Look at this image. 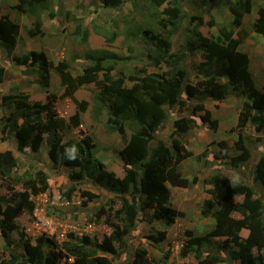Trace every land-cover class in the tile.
Returning a JSON list of instances; mask_svg holds the SVG:
<instances>
[{
  "label": "trees",
  "instance_id": "1",
  "mask_svg": "<svg viewBox=\"0 0 264 264\" xmlns=\"http://www.w3.org/2000/svg\"><path fill=\"white\" fill-rule=\"evenodd\" d=\"M56 1L58 3L53 7V0H12L9 10L29 19L31 26L27 35L30 38L41 37L42 17L61 16V0ZM98 1L103 10L119 11L124 5L139 1L148 2L155 9L162 8L159 13L162 17L157 20L161 26L158 31H127L132 38L141 34L149 41L146 43L147 58L149 66L156 72L145 74L142 69L144 75L139 77H125L120 72L112 76L115 66L126 57L107 49H88L81 60L89 65L76 76H72L69 63L61 60L53 65L43 51H27L23 56H16L14 51L19 44L20 23L12 20L10 13L1 14V8L0 53L2 57L11 58L14 69L37 78L45 90L49 86L50 72L54 71L67 97H72L84 85L98 83V74L105 72L104 80L99 82L102 85L97 95L99 109L96 119L103 117L105 132L118 135L123 141L118 153L123 176L119 178L106 169L95 155L90 137L62 144L59 136L61 123L51 115V101L40 105L31 103L29 95L21 92L4 95L2 104L15 109L0 119V133H7L8 138L14 139L20 155H32H25L28 161L42 152L41 144L46 139L51 171L59 175L60 168L67 170L64 174L70 186L63 193L67 199L81 185H90L111 196L92 213L97 224L102 220L111 232L101 241L69 234L62 243L39 236L35 241L26 239L12 245L10 234L18 229V216L21 213L31 215L35 207L32 197L47 193L50 187L48 175L41 169L33 170L32 164L23 173H17L20 159L5 151L0 153V182L5 190L0 196V238L7 259L0 264H113L107 255L117 258L123 253L127 256L123 264L165 262L168 252H163L157 260L142 244L133 251L129 239L138 223L143 221L148 228L144 236L146 243L158 247L167 239V229L183 218V212L171 205L170 188L188 189L196 184L197 178L191 181L182 175L181 164L186 159L199 160L206 154L203 152L195 157L180 137L205 124L216 131L217 120L198 103L207 98L222 102L228 93L244 98L236 127L231 129L239 138L232 147L224 141L218 143L221 156L217 153L214 160L218 168L202 181L211 188L207 192L209 198L201 202L199 209L201 217L213 223L203 234L195 235L186 230L180 255H192L197 264H264V152L255 162L252 185L226 179L220 170L223 163L222 166L228 167L232 173L250 159L259 145L264 146V90L261 92L254 87L248 54L240 50L242 39L233 32L242 25L243 16L251 12L252 0H229L230 23L216 27L213 36H205L200 31L199 27L206 25L201 15L190 17L182 29L184 38L177 50L173 49L172 38L180 32L178 27L183 23L186 11L177 0ZM194 1L199 6H209L220 0ZM66 17H69L68 12ZM256 18L253 32L264 36V8L257 11ZM74 23L73 35L78 37L81 45H86L88 32L84 20L74 19ZM213 26H216L213 22L207 23L209 29ZM101 30L107 44L117 37L116 33ZM195 54H200L202 61L196 68L197 74L192 77L185 62ZM3 72L0 67V83L3 82ZM47 98L54 99L55 95L50 94ZM77 115L72 118L75 126L78 125ZM161 129L169 132L168 143L158 138ZM247 129L253 130L257 137L243 135ZM80 195L83 206L96 199L89 191H80ZM236 196L241 200L235 202ZM115 204H119L116 209ZM243 231L247 232L245 237L241 236ZM217 239L222 242L215 244ZM216 245V253H211L209 249Z\"/></svg>",
  "mask_w": 264,
  "mask_h": 264
},
{
  "label": "rangeland",
  "instance_id": "2",
  "mask_svg": "<svg viewBox=\"0 0 264 264\" xmlns=\"http://www.w3.org/2000/svg\"><path fill=\"white\" fill-rule=\"evenodd\" d=\"M54 5L58 3L53 0ZM177 2L186 9L184 12V21L178 29H181L173 36V49L177 50L183 42L184 25L187 26V20L192 16L201 15L206 25L199 27L205 36L216 35V27L221 24L228 25L231 17L227 10L229 0H220L209 6H199L194 0H177ZM12 0H0L1 14L10 13V18L20 23L19 44L14 51V55L23 56L27 51H43L47 58L56 65L61 60H65L70 64L72 76H76L81 69L89 65L88 62L81 60L84 53L88 50L107 49L121 57H126L122 63L115 66V71L111 72L112 76L122 73L125 77H139L145 74L156 72V69L149 66L146 52V43L149 41L143 38V35L132 38L128 29H161L158 23L159 13L162 8L155 9L148 2L139 1L134 4L128 3L119 11L110 9L103 10L98 0H61L60 12L61 16L48 19L42 17L43 35L30 38L27 30L30 28V21L24 16H19L10 9ZM264 8V0H252V10L249 14L243 16L242 25L234 28V36L242 39L240 50L247 53L249 57V68L253 76L255 88L261 92L264 90V36L253 32V24L257 19V11ZM209 11V13H207ZM69 17H66V13ZM74 19L84 20L85 28L88 32V40L86 45L79 43L78 37L73 35L75 28ZM213 22L216 26L209 29L207 23ZM106 30L109 33H116L117 37L111 44H107L104 32L99 29ZM169 29V28H167ZM202 61L200 54L189 56L185 62V68L193 77L197 74L196 68ZM10 57H2L0 53V67L4 70L3 82L0 83V119L6 117L15 107L8 108L2 104V97L12 92H21L29 95L31 103H40L43 105L51 101L50 109L52 110L54 119L59 120L61 128L59 136L62 144L65 145L69 141L78 142L84 137H90L93 142L94 153L97 158L105 164L108 171L113 172L117 177L123 176V169L119 161V151L123 147L122 139L115 134H107L104 130L103 117L96 119V112L99 109L97 95L101 91L99 87L104 79V71L98 74V83L84 85L78 88L72 95L67 97L64 95L65 89L60 85L59 77L54 72H50V82L48 89L42 88L41 82L31 76L23 75L19 70L14 69ZM129 77V78H130ZM195 83L196 80H191ZM131 86L130 83L127 84ZM55 95L54 99H48V95ZM67 97V98H66ZM244 98L228 93L222 102H217L207 98L202 104L211 113L212 118L217 120L218 126L216 131L210 130L208 124L199 126L185 136L180 137L187 145V149L192 151L196 157L203 152L206 156L201 159H186L181 164L180 171L182 175L189 180H196V184H192L191 188H170L171 205L174 209L183 212V218L178 219L175 224L167 229V239L158 247H153L146 243L145 235L148 232L146 223L140 221L137 230L134 231L129 239V246L134 251L142 244L144 248L154 258L159 260L163 252H168L165 262H157V264H197L192 255L181 257L180 253L186 240L185 231L191 230L195 235L203 234L208 230L213 221L204 219L200 214L201 202L209 198V185L203 184L202 181L215 173V155L221 156V148L218 145L220 141H224L228 147H232L234 142L238 141V133L231 132L236 127L237 117ZM197 104V103H195ZM83 105V109L82 106ZM78 113V115H77ZM47 115V113H45ZM49 114V113H48ZM77 115L78 125L75 126L72 118ZM1 123V121H0ZM0 124V130H1ZM234 131V130H233ZM129 135V132H128ZM169 132L161 129L158 138L165 143L169 142ZM245 136L252 138L257 137L253 130L247 129L243 133ZM41 144V150L35 155L31 161L26 156L20 155L16 151L15 141L8 138L7 133H0V153L10 151L21 161L17 173H23L29 169L32 164L33 170L41 169L49 177V191L32 197L34 202V210L31 215L21 213L17 218L18 229L10 234L11 244L30 239L35 241L39 236H46L54 239L57 243H62L69 234H73L77 238L88 236L96 238L99 241L104 236H108L111 229L101 220L99 224L92 216L104 199L108 196L97 188L90 185H81L78 191L67 199L63 193L70 186L68 178L65 176V168H60L61 174L55 175L51 171V162L46 154V144ZM264 152V146L259 145L255 149L250 159L243 165L233 171L228 167L224 168L221 163V174L232 181H241L244 184L252 185L253 169L255 162ZM33 157V156H32ZM217 161V160H216ZM204 162L206 164L204 165ZM20 190L19 187L16 188ZM80 191H89L96 196V199L82 205ZM5 194L3 183L0 182V196ZM235 202L241 200V197H234ZM119 207L115 204L114 208ZM238 217L237 214L233 215ZM140 219V218H139ZM247 232L241 233L245 237ZM215 244H220L222 240H214ZM3 240L0 238V261L7 259V253L2 248ZM217 245L209 249L211 253H216ZM159 249H162L160 252ZM132 251V252H133ZM129 250L127 254H129ZM123 253L117 258L107 255L113 264H123L126 259Z\"/></svg>",
  "mask_w": 264,
  "mask_h": 264
}]
</instances>
